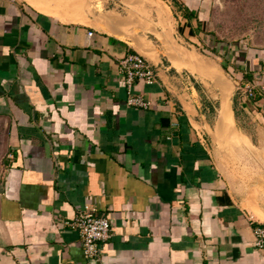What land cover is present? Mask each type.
Segmentation results:
<instances>
[{"label":"crops","instance_id":"crops-1","mask_svg":"<svg viewBox=\"0 0 264 264\" xmlns=\"http://www.w3.org/2000/svg\"><path fill=\"white\" fill-rule=\"evenodd\" d=\"M36 1L0 0V264H87L69 224L86 204L110 219L109 263L264 264V94L240 89L263 78L264 0L222 31L218 0H179L193 17L146 0V23L142 0L65 13L80 20ZM132 52L158 70L136 86L148 108L127 103Z\"/></svg>","mask_w":264,"mask_h":264},{"label":"built area","instance_id":"built-area-1","mask_svg":"<svg viewBox=\"0 0 264 264\" xmlns=\"http://www.w3.org/2000/svg\"><path fill=\"white\" fill-rule=\"evenodd\" d=\"M89 31V35H93ZM119 70L125 76V84L128 89L127 103L136 107L148 108L151 101L144 93L137 91V84L140 82L154 83L158 78V70L140 52L129 53L119 61ZM262 79L245 83L240 89L245 96L255 97L258 93L264 94V71L261 72ZM72 228L80 233L82 247L87 264H112L104 259L102 245L112 236L110 219L102 214H98L97 208L86 204L76 213L74 219L69 222ZM255 231V246L264 250V226L257 225Z\"/></svg>","mask_w":264,"mask_h":264},{"label":"rangeland","instance_id":"rangeland-1","mask_svg":"<svg viewBox=\"0 0 264 264\" xmlns=\"http://www.w3.org/2000/svg\"><path fill=\"white\" fill-rule=\"evenodd\" d=\"M54 1V0H53ZM95 2V0H55L54 3H57V4H60L61 5V9L59 10L60 13H68V12H72V8L76 7V6H81L80 8V12L83 10V9H88L89 6H91L93 3ZM172 2V9L174 11V14L176 16H178L179 14L182 15L184 12L185 13V8H184V4H181L182 7H179L178 4H176L173 0L171 1ZM227 0H218V3H219V6L221 7L220 8V12L217 10L214 11V17L211 18V15L213 13V10L211 8V10L208 12V24L209 26L213 27L215 26L216 29H220L221 31L223 30V26L225 27V24H227L228 22V17L230 18V15H233V13H238L237 17L239 19V22L236 23V25H240V28H242V21L244 20L245 17L242 16L243 14V2L242 0H236L234 3L238 2L239 5L241 6L240 9L234 11V12H231V14L229 13V9H232V7H234V5L232 3H228L231 8H228V5L226 4ZM81 3V5H80ZM142 3L143 5H141L140 3H137L136 5V8L138 9V15L136 16L135 19H137L138 21L140 20L141 22L143 23H146V20H149L151 19L152 17V12H155L154 8L153 7H150L148 5V1L146 0H142ZM95 4V3H94ZM149 7H147V6ZM106 6H108L106 4ZM146 6V7H144ZM128 7L130 6H127L125 3H121L120 6H118V9L123 13V14H126L129 12L128 10ZM205 7H207L206 5V2H204V4H202L201 8L204 10ZM231 11V10H230ZM232 18V17H231ZM237 21V20H235ZM213 23V24H212ZM201 51L199 52H202V54H206V52L204 51V49H202V47L200 48ZM194 57V56H193ZM215 59V57H213ZM219 61H224V63H222V65L225 67V65H227L225 63V59L222 58V60L218 57H216ZM222 61V62H223ZM202 67L203 69H208L210 70V64L206 63V62H202ZM208 65V66H207ZM211 70H214V69H211Z\"/></svg>","mask_w":264,"mask_h":264},{"label":"bare ground","instance_id":"bare-ground-1","mask_svg":"<svg viewBox=\"0 0 264 264\" xmlns=\"http://www.w3.org/2000/svg\"><path fill=\"white\" fill-rule=\"evenodd\" d=\"M29 1L32 2L38 8H40L41 10H43V11H46L47 10V8L44 7V6H42L38 1H36V0H29ZM55 14L58 15L59 17H61L64 20H68V19L80 20V18L78 17V15H75V16H72V17H68L69 14H65V13L56 12Z\"/></svg>","mask_w":264,"mask_h":264},{"label":"trees","instance_id":"trees-1","mask_svg":"<svg viewBox=\"0 0 264 264\" xmlns=\"http://www.w3.org/2000/svg\"><path fill=\"white\" fill-rule=\"evenodd\" d=\"M176 4H178L179 5V7H182V5L181 4H183V2H180L179 0H173ZM184 10H185V14H186V16H189V17H193L196 13H195V11H192V10H190V8L189 7H187V6H185L184 5Z\"/></svg>","mask_w":264,"mask_h":264}]
</instances>
